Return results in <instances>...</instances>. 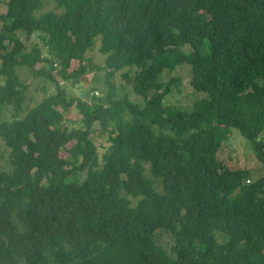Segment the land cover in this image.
Masks as SVG:
<instances>
[{
  "label": "trees",
  "instance_id": "16d2710c",
  "mask_svg": "<svg viewBox=\"0 0 264 264\" xmlns=\"http://www.w3.org/2000/svg\"><path fill=\"white\" fill-rule=\"evenodd\" d=\"M50 1L59 13L0 0V264H264V174L219 157L235 129L264 164V0ZM95 46L136 99L78 103L82 126L69 128L76 99L55 76L95 70ZM179 64L190 108L163 100L160 77ZM18 65L54 93L26 109Z\"/></svg>",
  "mask_w": 264,
  "mask_h": 264
},
{
  "label": "rangeland",
  "instance_id": "374dc122",
  "mask_svg": "<svg viewBox=\"0 0 264 264\" xmlns=\"http://www.w3.org/2000/svg\"><path fill=\"white\" fill-rule=\"evenodd\" d=\"M5 10V4L1 3L0 16L5 12ZM49 10H55L57 13L60 12L52 1L44 0L40 11L45 12ZM1 26L2 22L0 18V28ZM19 36L21 37L26 51L31 50L34 46H38L41 49L42 55L47 56V48L43 46L41 38L38 35L33 34L26 36L25 33H21ZM84 62L87 65H90L91 62L93 67L97 68L80 77L75 84L64 82V80L56 75L55 70L52 71V74L56 75L55 77L58 79L59 85L62 87L66 86V94L69 93L76 99H74L75 102L73 105L70 106L68 110L63 112L65 119L64 124H66L69 128H79L82 126L83 114L77 108L78 103L90 104L94 102L106 101L109 94L112 95L113 99L124 98L125 96L132 101H135L136 99L130 87L120 79L119 74L116 73L108 76V71L102 68V55L100 54L97 46L87 51ZM45 65L46 62L40 60L36 62L35 68L44 69ZM77 65L78 61H72L69 70L75 68ZM15 70L20 81L26 85V103L24 104L26 109L34 106L43 98L54 93V85L43 75H37L26 65H18L15 67ZM189 77L190 74L188 72V67L184 64L176 65L173 69L166 70L162 73V76L160 77L161 80L164 83H170V90L163 99L165 104L169 106L175 105L177 107H191L192 103L197 100L198 97L196 96L194 98V95L191 92ZM78 99L80 101H78ZM58 110H62V108L58 107ZM4 113L5 117L9 119L10 116L6 114V111ZM99 127L98 122H95L91 131H94L93 136L96 139V143L99 145L97 150L99 152V156L101 157L105 153L108 144H106V140L101 138L102 134L99 133ZM261 138L264 139V134L261 135ZM73 143L74 141L67 142L65 148L60 150V156L65 157L68 155V149L73 145ZM3 150V141L0 139V166L3 165L6 167L4 158L1 157L2 153L5 154ZM219 157L225 162L248 169L250 172V180L264 174V164L256 159L252 143L245 139L238 130L233 129L231 131L228 140L224 142L223 148L219 151Z\"/></svg>",
  "mask_w": 264,
  "mask_h": 264
}]
</instances>
